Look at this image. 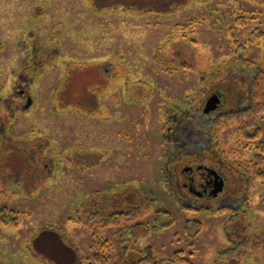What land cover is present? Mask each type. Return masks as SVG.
I'll return each instance as SVG.
<instances>
[{"label": "rangeland", "instance_id": "rangeland-1", "mask_svg": "<svg viewBox=\"0 0 264 264\" xmlns=\"http://www.w3.org/2000/svg\"><path fill=\"white\" fill-rule=\"evenodd\" d=\"M261 69L264 0H0V264H96L94 236L121 229L101 219L140 208L131 261L264 264V111L255 138L236 116ZM177 143L237 169L244 195L183 204Z\"/></svg>", "mask_w": 264, "mask_h": 264}, {"label": "trees", "instance_id": "trees-1", "mask_svg": "<svg viewBox=\"0 0 264 264\" xmlns=\"http://www.w3.org/2000/svg\"><path fill=\"white\" fill-rule=\"evenodd\" d=\"M260 73L257 74V77L255 80H253L252 84H249L248 91H249V104L245 110L241 112H237L238 117L241 119H245L242 121V126L240 127V130L243 132H250L254 133V138L258 137L260 134V128L258 127V113L264 111V70L261 69L258 71ZM222 89V88H221ZM214 93L221 94L220 89H216ZM200 110V109H198ZM206 115V113H205ZM208 115V114H207ZM206 115V116H207ZM235 115V114H234ZM218 119L220 117L218 116L217 119L214 121L215 124L218 122ZM239 119V120H241ZM199 121V120H198ZM213 122V123H214ZM210 128L208 132L214 131V126ZM197 128V127H196ZM197 130H200L197 128ZM257 163H261V165L264 167V142L257 148ZM14 154V153H13ZM17 158L16 156H14ZM19 160L21 161L23 157H27L24 154L18 155ZM4 158H0V166L4 168ZM18 160V159H17ZM17 166L19 168H24V166L17 161ZM6 166V165H5ZM237 170V169H236ZM1 173V172H0ZM1 175V174H0ZM3 209V208H2ZM3 211V210H2ZM6 211V210H4ZM1 213V212H0ZM142 214V209L140 210H129L124 213L120 214H112V215H106L103 219H101V224L103 228L108 227L110 225H116L118 223L121 224V229L117 231L111 239L106 238H99L96 235L93 239V246L96 250L94 254V260L96 264H164V263H184V264H194L189 259L185 258L184 256H174L171 259H162L160 258L151 247H146L142 250L143 256L137 259L136 261H131L129 254V246L127 245V242L134 241L136 244L141 239L146 238L151 233V226L148 223H142V222H136L139 216ZM2 217V215H0ZM3 218V217H2ZM4 220V219H3ZM139 220V219H138ZM45 232H40L39 235H43ZM53 236V235H51ZM37 240H34V247L35 250L38 253H42L45 249V252H47V248H38L35 244ZM47 245V242H44ZM132 243V244H134ZM135 244L133 248H135ZM37 248V249H36ZM134 250V249H133ZM74 258L73 263L75 264L76 261L79 262V255L72 256ZM61 262H65L60 260ZM78 264V263H76Z\"/></svg>", "mask_w": 264, "mask_h": 264}, {"label": "flooded vegetation", "instance_id": "flooded-vegetation-1", "mask_svg": "<svg viewBox=\"0 0 264 264\" xmlns=\"http://www.w3.org/2000/svg\"><path fill=\"white\" fill-rule=\"evenodd\" d=\"M203 110L205 114V107ZM187 149L185 143H177L173 148V154L176 158L169 160L168 163L171 165L168 169L171 172L172 180L177 190L184 197L181 202L187 203L190 207H198L200 210H208L212 207H232V203L240 199L244 195L243 191H246L240 183L244 182L240 172L233 170L231 165H227L217 156L212 157L207 153V150L200 153L198 149ZM188 166L191 172L186 171ZM187 173L190 176L184 178L183 175ZM191 173L197 175L192 176ZM219 185H222V189L216 192ZM241 201L242 204L245 203L243 198Z\"/></svg>", "mask_w": 264, "mask_h": 264}, {"label": "water", "instance_id": "water-1", "mask_svg": "<svg viewBox=\"0 0 264 264\" xmlns=\"http://www.w3.org/2000/svg\"><path fill=\"white\" fill-rule=\"evenodd\" d=\"M220 107V98L217 95H214L209 98L205 106V113L210 114L217 111ZM222 185L216 188V192L221 191Z\"/></svg>", "mask_w": 264, "mask_h": 264}]
</instances>
